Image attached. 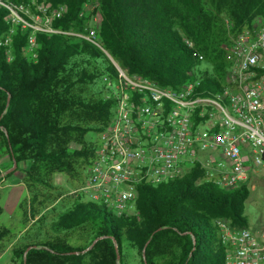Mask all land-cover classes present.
I'll return each instance as SVG.
<instances>
[{
	"label": "trees",
	"instance_id": "16d2710c",
	"mask_svg": "<svg viewBox=\"0 0 264 264\" xmlns=\"http://www.w3.org/2000/svg\"><path fill=\"white\" fill-rule=\"evenodd\" d=\"M87 1L0 0V41L8 37L0 44V156L7 158L0 173L25 162L20 209L28 226L18 238L0 220V253L8 250L17 264H133L135 256L139 264H223L216 221L248 225L247 181L198 182L202 172L193 168L139 184L134 211L119 216L69 192L84 181L111 121L108 85L118 83L117 66L159 86L197 80L196 93L212 95L228 82L226 46L264 16V0H92L96 24ZM31 14L48 17L52 30L31 26ZM92 27L94 40L80 36ZM33 244L42 247L25 252Z\"/></svg>",
	"mask_w": 264,
	"mask_h": 264
},
{
	"label": "built area",
	"instance_id": "2783aa9c",
	"mask_svg": "<svg viewBox=\"0 0 264 264\" xmlns=\"http://www.w3.org/2000/svg\"><path fill=\"white\" fill-rule=\"evenodd\" d=\"M96 8L92 0L84 4L91 15ZM48 22L46 17L42 29L51 31ZM95 34L92 27L80 36L94 40ZM7 43L8 37L0 41ZM226 49L228 82L212 95L196 93L197 80L159 86L117 66L111 121L98 134L96 157L84 181L69 193L119 216L134 211L139 184L156 185L193 168L202 172L198 182L232 188L248 181L249 163L264 166V16ZM216 223L225 248L223 264H264V227L227 219Z\"/></svg>",
	"mask_w": 264,
	"mask_h": 264
},
{
	"label": "rangeland",
	"instance_id": "374dc122",
	"mask_svg": "<svg viewBox=\"0 0 264 264\" xmlns=\"http://www.w3.org/2000/svg\"><path fill=\"white\" fill-rule=\"evenodd\" d=\"M92 16L93 18L95 17V21H93V24H96L99 20L98 14L92 13ZM30 17L34 20V25L30 24L34 28L38 27L37 24L43 26L45 23V19L43 20L37 14H31ZM205 65L206 62H203L199 66V68L202 69V67ZM115 85L116 84H112L111 86L109 84L108 86L112 89ZM98 142L99 139L97 137V143ZM6 163L7 158L0 156L1 170L3 169ZM25 167V162L17 164L15 168L9 170V172H11V175L6 178H3L6 174L5 171L0 173V177H2V180L0 181V204L3 208V211L0 215V220L5 223L10 228L11 232L15 233L18 238L26 236L24 230L28 227H25V222H23L22 213L20 209V204L26 196L25 187L21 182V178L23 175L22 170ZM248 176L249 178L247 181V185L249 189V194L244 202V214L248 220V225L250 227L262 228L264 227V166H255L249 163ZM55 180L59 184L65 183V179L62 175H57L55 177ZM84 200L86 199L84 198ZM32 231H34L33 227H31L30 231H28V233L26 234L30 236ZM36 239L38 238L31 237L27 240L32 241ZM10 256L11 254L8 250L0 253V264H17L11 261ZM133 264H139V258L137 256L133 258Z\"/></svg>",
	"mask_w": 264,
	"mask_h": 264
},
{
	"label": "water",
	"instance_id": "95a60500",
	"mask_svg": "<svg viewBox=\"0 0 264 264\" xmlns=\"http://www.w3.org/2000/svg\"><path fill=\"white\" fill-rule=\"evenodd\" d=\"M16 165H17V163L15 162V160H13V164H12V166H11L9 169H7L5 172H9V170L15 168ZM97 239H98V238H96V239L92 242V244H93ZM113 242H114V246H115L116 256H117V258L119 259L120 257H119V253H118L117 244H116L115 240H113ZM40 247H42L40 244L29 245V246H27V247L25 248V252H27V251H28L29 249H31V248H40ZM143 254H144V253H143ZM143 256H144V255H143ZM144 260H145V259H144ZM23 264H25V259L23 260Z\"/></svg>",
	"mask_w": 264,
	"mask_h": 264
}]
</instances>
